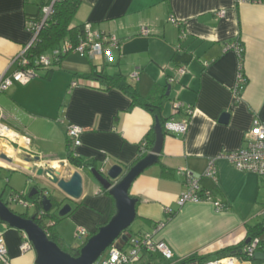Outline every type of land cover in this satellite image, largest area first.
<instances>
[{
  "label": "crops",
  "instance_id": "0c3cea01",
  "mask_svg": "<svg viewBox=\"0 0 264 264\" xmlns=\"http://www.w3.org/2000/svg\"><path fill=\"white\" fill-rule=\"evenodd\" d=\"M80 1L72 26L89 25L94 33L117 38L114 60L69 52L50 75L43 70L38 79L15 84L1 94L5 122L19 135L31 138L32 151L28 150L31 155L21 153L0 142V153L17 162L28 155L40 157L39 167L55 163L59 169V162L65 161L72 170H79L84 196L76 203H83L84 211L76 220L92 232L108 222L115 203L110 195L100 193L103 187L90 173L85 179L84 171L107 170L116 164L126 171L137 159L141 143L154 142L156 118L144 108L132 107L122 91H103L97 80L87 77L94 71L121 74L144 97L158 96L166 89L169 97L163 118L184 119V113L173 115L172 110V101L181 100L193 107L188 129L164 136L158 164L135 179L130 195L138 200L136 220L144 224L137 234L152 233L164 223L156 238L168 244L174 261L144 253L137 264H178L189 257L215 259L219 251L241 245L249 226L264 223V180L237 170L219 155L243 147L253 121H264V0ZM41 2L0 0V77L16 68L11 65L14 57L32 42L28 16L38 12ZM222 11L224 16H220ZM143 27L148 35L141 34ZM237 44L243 45L242 54ZM181 69H185L183 74ZM240 72L243 89L236 95ZM134 73H138L137 80L132 78ZM75 81L78 85L72 87ZM225 114L229 119L222 123ZM69 126L84 129L81 145L72 148L87 168L72 166L67 158ZM8 148L13 153H7ZM213 159L217 180L205 176ZM181 168L199 179L201 193L209 194L210 200L179 205L186 191V179L177 173ZM20 173L30 180L31 175ZM23 233L0 221L10 264H35L34 250H21ZM255 261L250 262L264 264Z\"/></svg>",
  "mask_w": 264,
  "mask_h": 264
},
{
  "label": "built area",
  "instance_id": "2783aa9c",
  "mask_svg": "<svg viewBox=\"0 0 264 264\" xmlns=\"http://www.w3.org/2000/svg\"><path fill=\"white\" fill-rule=\"evenodd\" d=\"M57 1L59 0H50L48 4L42 7V19L40 21H29L27 23L28 29L33 33V40L14 57L11 65H16V68L11 73H5L0 77V95L7 92L15 84L23 85L34 80L38 77L37 72L39 69L37 67L49 68L55 60H58L62 55L68 54L69 52L78 53L81 57L102 56L107 62H112L114 60V50L119 48V41L117 38L94 33L91 31L89 25L85 26V37L82 38L76 47L73 46L70 41H66L60 48H56L50 53L43 54L34 60L29 58V51L37 40L40 30L54 13V5ZM224 13L225 12L222 11L220 16H224ZM141 34L148 35V29L143 27L141 29ZM105 43H107V47L104 46ZM236 46L242 54L241 47L238 44ZM184 72L185 69L179 70V73L183 74ZM132 78L137 80L138 73L132 74ZM173 80L174 78H172L171 81ZM239 81L240 84L234 89L236 95L243 89V86H240L241 83H244L242 72L239 73ZM77 85L78 83L76 81L72 83V87H76ZM172 110L173 115L184 113L185 118L180 122L167 121L164 127L165 130L168 133H185L189 126V117L193 113V107L176 99L172 101ZM5 120L6 116L0 110V142L8 143L15 151H21V153L26 151L30 154L32 151L30 148L31 138L19 135L13 131ZM83 132L84 129L79 126H69L67 128V138L71 141L73 148L81 145L80 137ZM243 142V147L236 151L222 153L219 155V158L223 157L237 170L255 173L264 180V121L256 118L253 121L250 131L243 137ZM145 144L146 142L143 141V145ZM28 150H30V152ZM34 156H36V154ZM99 171L104 172L105 168H101ZM177 173L184 176L186 179V191L181 195L179 205L182 206L187 202H198L211 199L209 194L205 195L201 193L202 189L199 179L182 168L178 169ZM205 176L217 180V169L214 159L210 161ZM13 201L21 204L26 209L34 208V203L24 199V194H16ZM216 206L219 209L223 208V206H220L218 203ZM262 213L264 215V209ZM41 214L42 213H40L39 216H41ZM164 225V223L157 225L152 233L131 235L121 249L112 245L95 264H137L144 253H158L165 260L173 262L174 254L168 244L156 238V234ZM77 236L79 238H86L89 236V232L84 227H78ZM260 245V238H254L249 245L243 249L245 258L227 256L219 259H209L201 264H251L250 260L247 258H254L256 253L261 252L259 251ZM21 250L23 252L34 250L31 241L25 233H23ZM0 262L3 264H10L8 247L3 236H0Z\"/></svg>",
  "mask_w": 264,
  "mask_h": 264
},
{
  "label": "water",
  "instance_id": "95a60500",
  "mask_svg": "<svg viewBox=\"0 0 264 264\" xmlns=\"http://www.w3.org/2000/svg\"><path fill=\"white\" fill-rule=\"evenodd\" d=\"M228 119L229 115L225 114L221 118V122L227 123ZM154 132L155 140L152 151L130 169L125 171L121 165L116 164L107 170L105 169L104 172H99L95 168L87 170L113 198L116 213L105 225L99 228L96 234L87 239L80 249L78 257H72L51 241L47 233L35 222L34 216L25 218L14 213L1 197L0 221L24 232L28 236L36 254L35 264H95L112 245L121 249L131 237L129 229L137 217L138 200L131 197L130 188L139 175L158 164L159 156L163 150L165 135L158 119H156ZM40 160V157L32 159L29 155L20 158L19 162L26 164L24 167L18 165L17 160L9 157L6 153H0V161L7 164V166L1 165L0 168L23 172L44 181L47 186L63 195L64 198L61 201L68 200L76 203L82 200L84 196V178L79 170H72L65 161L59 162V169L54 167L53 164H48V167H39L37 163ZM33 162L35 164L30 166ZM67 171L68 175H66ZM38 193L39 191L34 188L29 197L32 198ZM41 202L45 213L52 211L53 203L46 194L42 196ZM71 211L72 206L65 204L59 210L58 216L64 218ZM254 258L264 261V253L258 252Z\"/></svg>",
  "mask_w": 264,
  "mask_h": 264
},
{
  "label": "trees",
  "instance_id": "16d2710c",
  "mask_svg": "<svg viewBox=\"0 0 264 264\" xmlns=\"http://www.w3.org/2000/svg\"><path fill=\"white\" fill-rule=\"evenodd\" d=\"M49 2L50 0H42L38 12L35 15L28 16V19L30 21H40L42 19L41 16L42 7L48 4ZM80 6H81L80 0H59L55 3L54 13L48 19L45 26L40 30L37 40L32 45L29 51V58L31 60H34L35 58H38L43 54L50 53L56 48H60L63 45V43L66 42L67 40H69L75 47L80 43L82 38L85 37V26L84 25L72 26ZM239 46L242 48L243 45L242 46L239 45ZM65 55H62L58 60H55L49 68L46 69L41 67H37V68L39 70H46L48 72L47 74L50 75L59 68L62 59L65 58ZM87 78L97 80V82H99L100 84L98 88L103 91H109L114 88L122 91L125 95H127L131 99L132 107H141L147 110L148 112H150L161 123L164 135L168 134V132L165 130L164 127H165V123L169 121L171 118L166 119L163 118L162 116V111L169 97V95L166 92V89L161 91L160 95L158 96L152 95L149 97H144L138 92L137 87L129 84L126 80V77L121 74L110 75V74H103L102 72L94 71L92 75H90V77ZM145 142H146L145 145L141 143L140 152L137 159L132 163V165L128 166L127 170L133 167L135 164H137L140 160L145 158L152 151L153 143H154L153 140L146 139ZM67 147H68L67 158L72 166H75L77 168H87L89 166L85 164L83 161H81L79 157H75V152L73 151L72 148L73 146L69 139H67ZM100 193L109 195L108 191L104 189ZM49 198L53 203V208L59 204L58 200L55 199L53 195H51V197ZM24 199L34 203V208L36 209V214L34 215L35 222L47 233L48 238L54 243H56L62 251L70 254L72 257H78L80 253V249L84 246L86 242H84L81 246L77 248L66 247L59 233L55 231V226L51 225L47 227L44 224V220L48 218L53 223H56L63 218H60L58 214L52 215L50 212L45 213L43 211L41 198H39L37 195H34L32 198H30L29 195L24 196ZM62 205L63 204L60 205V208ZM82 205L83 203H76V208L78 209ZM73 212L74 209L72 208V211L67 216H69ZM40 213H42L41 216H39ZM115 213H116V209L114 208L109 220L115 215ZM19 215L25 218H30L27 214H19ZM101 226L103 225H99L97 229L90 232L87 239L92 237L94 234H96ZM263 234H264V223L256 226H249L247 240L237 247L226 248L219 251L218 253L215 254L216 259L224 258L227 256H237L239 258H245L243 249L247 245H249V243L254 238H260L261 245L259 247V251L264 252V239L262 238ZM131 235L134 234L131 233ZM136 235H140V234H136ZM248 240L249 242H247ZM247 259H249L252 263L256 262L255 258H247ZM197 260L203 263L204 261H207L209 259L189 257L183 260V262L178 264H188L190 262H194Z\"/></svg>",
  "mask_w": 264,
  "mask_h": 264
},
{
  "label": "rangeland",
  "instance_id": "374dc122",
  "mask_svg": "<svg viewBox=\"0 0 264 264\" xmlns=\"http://www.w3.org/2000/svg\"><path fill=\"white\" fill-rule=\"evenodd\" d=\"M43 70H38L37 75L38 77L41 76ZM38 79V78H36ZM35 79V80H36ZM85 179L89 178V172L84 171ZM87 177V178H86ZM9 180V182H8ZM44 187L48 189L51 194L56 198L59 204L50 211V213L58 214L59 208L61 204H71L74 212L59 220L56 223H53L49 218L44 220V224L49 227L51 225L55 226V231H57L62 238L64 245L68 248H77L81 246L84 242H86L87 237H78L77 236V229L78 227H82L76 220V218H80L82 216V212L84 211L83 207L76 208V203L71 201H61L63 200V196L60 194L55 193L54 191L50 190V188L46 185H43V182L38 180L37 178L30 177V180L27 179L25 175H22L19 171L9 170L0 168V197L1 199L7 203L9 209H11L14 213L17 214H27L30 218L36 214V209H26L21 204L13 201V198L17 194H24V196H28L31 189L35 188L36 186ZM87 194H89V189L87 190ZM89 201V197L88 200ZM107 216H104L103 222L107 219ZM144 225L140 220H135L134 223L131 225L129 231L133 234H137L138 230L141 226ZM85 228V227H84ZM144 228V227H143ZM90 233L91 231L87 229ZM35 253V251H33Z\"/></svg>",
  "mask_w": 264,
  "mask_h": 264
},
{
  "label": "flooded vegetation",
  "instance_id": "af4514ba",
  "mask_svg": "<svg viewBox=\"0 0 264 264\" xmlns=\"http://www.w3.org/2000/svg\"><path fill=\"white\" fill-rule=\"evenodd\" d=\"M40 181H41V180H40ZM41 182H42V181H41ZM43 183H44V182H43ZM43 185H45V183H44ZM46 185H47V184H46ZM35 188L39 191V193H38V195H37L39 198H42V196H44L45 194H46L48 197H51V195H52L51 192H50L48 189L45 188V186H44V187H40V186L38 185V186H36ZM33 189H34V188H32L31 191H32ZM31 191H30V192H31ZM29 194H30V193H29ZM63 205H64V204H63ZM63 205L61 206V208L63 207ZM61 208H60V209H61Z\"/></svg>",
  "mask_w": 264,
  "mask_h": 264
},
{
  "label": "bare ground",
  "instance_id": "6f19581e",
  "mask_svg": "<svg viewBox=\"0 0 264 264\" xmlns=\"http://www.w3.org/2000/svg\"><path fill=\"white\" fill-rule=\"evenodd\" d=\"M8 152H12V150H10L9 148H8V151H7V153ZM13 153V152H12ZM18 161V160H17ZM0 162H2V161H0ZM19 164L18 165H20V166H26V164H23V163H20V162H18ZM53 164H55V163H53Z\"/></svg>",
  "mask_w": 264,
  "mask_h": 264
}]
</instances>
